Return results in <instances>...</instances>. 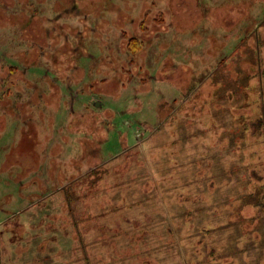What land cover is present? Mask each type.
<instances>
[{
    "label": "rangeland",
    "instance_id": "374dc122",
    "mask_svg": "<svg viewBox=\"0 0 264 264\" xmlns=\"http://www.w3.org/2000/svg\"><path fill=\"white\" fill-rule=\"evenodd\" d=\"M244 118L261 177L264 0H0V264H264Z\"/></svg>",
    "mask_w": 264,
    "mask_h": 264
},
{
    "label": "trees",
    "instance_id": "16d2710c",
    "mask_svg": "<svg viewBox=\"0 0 264 264\" xmlns=\"http://www.w3.org/2000/svg\"><path fill=\"white\" fill-rule=\"evenodd\" d=\"M25 28H26L25 30H27L28 26L26 25ZM120 36L126 40L127 49L131 54L139 53L140 50L142 49V47H144L143 46L144 41H145L144 39H138L136 37H130L127 39V36L124 32ZM10 70H11V67H10ZM13 70H14V68H12L11 71H13ZM186 98L187 99H185L181 102V109L182 110L178 111V108H175L174 110H172L168 114L158 115V119L161 121L159 124V129H158L159 131H162V127L165 126V125H163L164 123L165 124L170 123L171 129L173 131L172 142H180V140L182 139V136H183V130H185L186 120L189 121L191 118H193L192 114H191V112L193 111V107L190 105L189 95ZM176 103H177V100L173 99V102L171 104L176 105ZM164 104H170V103H168L166 101V102H164ZM178 118H180V120L177 122ZM249 125L250 124H248V122L245 118H244V120H241V122H239V125L237 127V131H239L238 136H239L240 140H238L236 142L238 137H233V136L229 135L228 136V142L224 144L222 150L224 151V147L225 146L227 147V150H228L227 154H228L229 158H230V156H234L236 154V152H237V154L239 152H241L243 154H246V153L248 154L249 158L247 159L245 164L241 165V167L244 168V173L241 170L242 168H239V166H238V173L235 171H231V172H229V174L230 175L239 174V177L246 175L247 179H246V183H244V184H246L250 190L248 191L247 199L242 200L243 198L241 195L240 199H238V200H239V202H241V200L246 201V205L249 207H252L256 211V214H257L258 211L261 213H264V176L257 177L258 178L257 179V178H255V176H251V174H250L251 169L250 170L248 169L254 165V162L258 161L257 157H256V154L258 152L255 154V152L253 151V150H257V149L251 148L252 144H250L251 141H254V140L256 141V136H252L253 134H251V127ZM232 128L236 130V128H234V127H232ZM192 135L195 137L194 134H192ZM249 144H250V146H249ZM256 148H258V147L256 146ZM222 150H220V151H222ZM251 150L254 152V154H255L254 156H252L253 153H251ZM205 154L209 155L210 154L209 150L206 151ZM215 155H216L215 153H213V155H211V157H213V161L211 163L212 168H214V161L217 160V157ZM204 156L205 155H202L201 156L202 159L200 157H199V159L203 161L205 159ZM193 158H195V156H193ZM176 159H178V157H176ZM176 159H174V161H175V163H178V161ZM196 159L192 161V163H191L192 165L201 163L200 160H198V159L196 160ZM236 163H237V160H236ZM260 165H263L262 161H261ZM222 177H224V172L222 173ZM216 180H218V179H215V181ZM243 197H245L244 193H243ZM241 203H242V206L240 207V209L243 207V202H241ZM241 215H242V213H241ZM255 215L253 217H249L248 219H245L244 217H242L244 222L240 223L239 226L240 227H242V226L247 227V224H251V221L253 224V222L256 219ZM237 222H238V220L235 223H237ZM246 222H248V223L246 224ZM232 236H233V234H229V238ZM211 251L214 252L215 250H213V248H212ZM242 252H243V254L239 256L238 260L242 264H246L245 261L243 260L245 250H242ZM238 254L239 253L237 252V255ZM235 255L236 254H234V256ZM239 262H238V264H240ZM253 262L254 261H250L248 264H253ZM192 264H195V262L192 261Z\"/></svg>",
    "mask_w": 264,
    "mask_h": 264
},
{
    "label": "water",
    "instance_id": "95a60500",
    "mask_svg": "<svg viewBox=\"0 0 264 264\" xmlns=\"http://www.w3.org/2000/svg\"><path fill=\"white\" fill-rule=\"evenodd\" d=\"M96 104V106H99V103H95Z\"/></svg>",
    "mask_w": 264,
    "mask_h": 264
}]
</instances>
